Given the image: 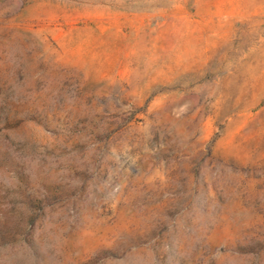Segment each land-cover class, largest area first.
Segmentation results:
<instances>
[{
  "label": "rangeland",
  "instance_id": "rangeland-1",
  "mask_svg": "<svg viewBox=\"0 0 264 264\" xmlns=\"http://www.w3.org/2000/svg\"><path fill=\"white\" fill-rule=\"evenodd\" d=\"M0 264H264V0H0Z\"/></svg>",
  "mask_w": 264,
  "mask_h": 264
}]
</instances>
